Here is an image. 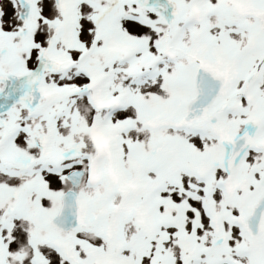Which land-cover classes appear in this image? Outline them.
I'll use <instances>...</instances> for the list:
<instances>
[{
  "label": "snow or ice",
  "instance_id": "6c2138e0",
  "mask_svg": "<svg viewBox=\"0 0 264 264\" xmlns=\"http://www.w3.org/2000/svg\"><path fill=\"white\" fill-rule=\"evenodd\" d=\"M0 264H264V0H0Z\"/></svg>",
  "mask_w": 264,
  "mask_h": 264
}]
</instances>
